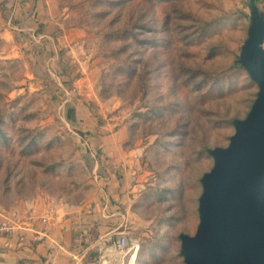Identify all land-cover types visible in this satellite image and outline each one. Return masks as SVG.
<instances>
[{
	"label": "rangeland",
	"instance_id": "rangeland-1",
	"mask_svg": "<svg viewBox=\"0 0 264 264\" xmlns=\"http://www.w3.org/2000/svg\"><path fill=\"white\" fill-rule=\"evenodd\" d=\"M56 2L57 13H70L65 27L85 32L84 69L57 45L63 28L45 40L38 31L20 41L0 35V211L8 215L0 223L13 224L21 206L99 201V156L64 105L66 90L89 74L87 106L98 124L124 127L137 167L132 194L117 202L124 217L107 225L102 244L84 241L81 264H131L134 254L135 264H182L179 236L197 230L201 178L214 164L208 149L229 144L233 119L247 116L259 90L233 67L249 0ZM30 136L32 148L22 143ZM122 236L124 252L114 249Z\"/></svg>",
	"mask_w": 264,
	"mask_h": 264
},
{
	"label": "crops",
	"instance_id": "crops-1",
	"mask_svg": "<svg viewBox=\"0 0 264 264\" xmlns=\"http://www.w3.org/2000/svg\"><path fill=\"white\" fill-rule=\"evenodd\" d=\"M58 7L56 0H0L1 37L20 41L26 35L36 37L38 31V39L45 40L55 29L63 28L57 45L68 48V57L82 64L85 32L80 27H65L70 13L66 7L57 13ZM88 77L89 74L77 80L80 91L66 90L64 105L67 116L89 132L90 148L99 156V201L92 207L88 203L73 205L62 201L48 203L42 209L21 206L13 217L14 223L8 224L9 229L0 228V264H81L89 248L84 241H91L92 237L95 243L102 244L110 233L107 225L124 217L117 202L132 194L136 152L125 149L124 127L112 131L110 122L98 124L86 104L94 99ZM0 214L8 216L1 211ZM99 231L103 233L93 236Z\"/></svg>",
	"mask_w": 264,
	"mask_h": 264
},
{
	"label": "water",
	"instance_id": "water-1",
	"mask_svg": "<svg viewBox=\"0 0 264 264\" xmlns=\"http://www.w3.org/2000/svg\"><path fill=\"white\" fill-rule=\"evenodd\" d=\"M239 61L259 87L227 146L210 149L214 165L201 181L200 221L182 233L184 264H264V13L253 0Z\"/></svg>",
	"mask_w": 264,
	"mask_h": 264
},
{
	"label": "trees",
	"instance_id": "trees-1",
	"mask_svg": "<svg viewBox=\"0 0 264 264\" xmlns=\"http://www.w3.org/2000/svg\"><path fill=\"white\" fill-rule=\"evenodd\" d=\"M254 1V3L257 5V7L260 9V7H259V5H258V0H253ZM260 11H261V9H260ZM262 12V11H261ZM214 27V25L212 24L208 29H207V33H209L210 31H211V29ZM249 27H250V25H249ZM134 33L133 34H135V33H137L136 31H133ZM248 33H249V29H248ZM136 35V34H135ZM248 37V36H247ZM148 40H145V42H147ZM148 42H150V41H148ZM241 52V51H240ZM239 57H240V53H239V55H238V57H237V59L235 60V62H234V64H233V67H235V68H240V69H242V70H244L246 73H248V75H249V77L252 79V81H253V83H256V81L251 77V75H250V73H249V71L241 64V62L239 61ZM257 84V83H256ZM210 91V90H209ZM259 91V90H258ZM257 97H258V92H257V95H256V98H255V100H254V102L256 101V99H257ZM254 102H253V104H254ZM253 104H252V106H253ZM252 108V107H251ZM251 110V109H250ZM250 112V111H249ZM248 112V113H249ZM248 115V114H247ZM245 118V117H244ZM244 118H235V119H233V125H234V128H235V124H234V121L236 120V119H244ZM3 125H4V123H2V121H1V123H0V130L2 131L3 130ZM235 130H236V128H235ZM232 136V135H231ZM29 142H31V143H29ZM22 143L23 144H26V146H28V144H29V146L31 145V148L34 146V144H35V141H33L32 140V138H31V136L30 137H28V138H26V139H24V140H22ZM25 146V147H26ZM28 146V147H29ZM213 148H215V147H213ZM213 148H209L208 149V153L212 156V154L210 153V149H213ZM213 157V156H212ZM214 159V158H213ZM214 165V164H213ZM213 167V166H212ZM211 170V169H210ZM209 170V171H210ZM208 172V171H207ZM206 173V172H205ZM204 173V174H205ZM203 174V175H204ZM203 177V176H202ZM202 179V178H201ZM201 184H202V181H201ZM202 191H203V186H202ZM202 194V193H201ZM201 196V195H200ZM200 198V197H199ZM198 212H199V209H198ZM182 234V233H181ZM180 234V235H181ZM179 238H180V236H179ZM180 240H181V238H180ZM182 255V254H181ZM183 256V255H182ZM183 258H184V256H183ZM182 264H184V260H183V263Z\"/></svg>",
	"mask_w": 264,
	"mask_h": 264
},
{
	"label": "built area",
	"instance_id": "built-area-1",
	"mask_svg": "<svg viewBox=\"0 0 264 264\" xmlns=\"http://www.w3.org/2000/svg\"><path fill=\"white\" fill-rule=\"evenodd\" d=\"M0 228L8 230V222L4 221L1 223ZM127 246V239L126 236H122L117 239V241L114 243V249L124 252L125 248Z\"/></svg>",
	"mask_w": 264,
	"mask_h": 264
},
{
	"label": "bare ground",
	"instance_id": "bare-ground-1",
	"mask_svg": "<svg viewBox=\"0 0 264 264\" xmlns=\"http://www.w3.org/2000/svg\"><path fill=\"white\" fill-rule=\"evenodd\" d=\"M135 259H136V255L134 254V255L132 256V262H131V264H135Z\"/></svg>",
	"mask_w": 264,
	"mask_h": 264
}]
</instances>
